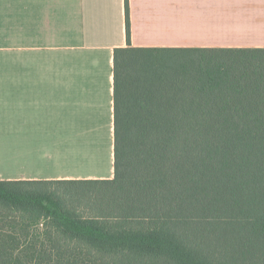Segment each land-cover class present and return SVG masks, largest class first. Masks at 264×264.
<instances>
[{"label":"trees","instance_id":"obj_1","mask_svg":"<svg viewBox=\"0 0 264 264\" xmlns=\"http://www.w3.org/2000/svg\"><path fill=\"white\" fill-rule=\"evenodd\" d=\"M113 64V178L0 180V264H264V47Z\"/></svg>","mask_w":264,"mask_h":264},{"label":"crops","instance_id":"obj_2","mask_svg":"<svg viewBox=\"0 0 264 264\" xmlns=\"http://www.w3.org/2000/svg\"><path fill=\"white\" fill-rule=\"evenodd\" d=\"M0 0V180L114 176L113 52L264 47V0Z\"/></svg>","mask_w":264,"mask_h":264},{"label":"rangeland","instance_id":"obj_3","mask_svg":"<svg viewBox=\"0 0 264 264\" xmlns=\"http://www.w3.org/2000/svg\"><path fill=\"white\" fill-rule=\"evenodd\" d=\"M49 187H50V190H51V188H53V186H51V185H48L46 188H48L49 189ZM55 192L57 193V195H60L62 198L64 197V196H68V194H66V193H64V191L62 190V189H60V188H57V189H55ZM78 210L80 209V207H76ZM86 214V213H85Z\"/></svg>","mask_w":264,"mask_h":264}]
</instances>
